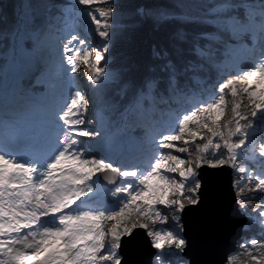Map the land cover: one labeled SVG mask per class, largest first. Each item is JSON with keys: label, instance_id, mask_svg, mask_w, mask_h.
<instances>
[{"label": "snow or ice", "instance_id": "1", "mask_svg": "<svg viewBox=\"0 0 264 264\" xmlns=\"http://www.w3.org/2000/svg\"><path fill=\"white\" fill-rule=\"evenodd\" d=\"M60 2L0 10V264H216L264 218L243 195L264 196V0H75L87 31L63 38L44 30ZM238 248L264 264V240Z\"/></svg>", "mask_w": 264, "mask_h": 264}, {"label": "trees", "instance_id": "2", "mask_svg": "<svg viewBox=\"0 0 264 264\" xmlns=\"http://www.w3.org/2000/svg\"><path fill=\"white\" fill-rule=\"evenodd\" d=\"M15 0H0V10L11 12L13 10V4ZM12 46V40L11 37L5 32V30L0 27V68L4 67L5 62L7 60V56L10 52ZM238 163L240 164V161L238 160ZM244 196H252L256 200V208L258 209L259 204L261 202V195L259 192L250 193L245 190L243 193ZM258 211H250L251 216H257ZM262 237H260L261 235ZM243 235L245 236V239L247 241H250L251 239H257V240H264V234L260 232V230L256 229L253 224H248L247 228L243 229ZM242 241V240H241ZM240 240L237 243V247L233 251V255L236 257L238 264H259L256 263V260H250L249 256L242 250L238 248V245H240L242 242ZM253 255H256L255 251L252 253Z\"/></svg>", "mask_w": 264, "mask_h": 264}, {"label": "rangeland", "instance_id": "3", "mask_svg": "<svg viewBox=\"0 0 264 264\" xmlns=\"http://www.w3.org/2000/svg\"><path fill=\"white\" fill-rule=\"evenodd\" d=\"M75 4V0H61V2H60V4H59V11L58 12H55L54 14H52V15H50L49 16V18L52 20V21H57L58 20V16L60 15V14H62V16L65 18L66 16H69L70 14H72L74 17H76V16H78L79 14H80V12H78V11H73L71 8H72V6ZM68 19L70 20V18H66V20L68 21ZM72 19V18H71ZM66 20H64V22H66ZM77 24V23H76ZM77 25H79L78 27H80V29H79V31L81 30V29H83L82 27H81V24H77ZM45 26H47L48 28H50V29H52V31H53V28H52V25L51 24H48V23H46L45 24ZM77 27V28H78ZM84 31H86V30H84ZM63 34H60V35H58L59 37H61ZM12 55H14V52H13V45H12V51H11V53H10V55H9V58H10V56H12ZM7 65V64H6ZM6 65H5V67L3 68V70L2 71H0V72H2V73H0V76H2V74L4 73V71H5V68H6ZM83 66V65H82ZM85 84H87V82H85ZM61 105H60V107H59V109L58 110H56L55 112H54V114L52 115V117H50L49 118V120L50 121H54V119H56L57 120V117H58V115H59V112H60V110H61ZM48 114H50V113H48ZM48 114H46L45 115V117H48ZM49 116H51V115H49ZM259 138H260V133H259V131L257 132V140H259ZM240 161H243V162H246L248 165H243L244 167H246L247 169H249L250 171H256V172H259L260 170H261V167H262V165L259 163V161L254 157V155H253V153L251 152V151H248V152H245V153H243L242 155H241V157H240V159H239ZM105 184H107L106 183V181L104 182ZM261 195V194H260ZM112 199H114V198H112ZM261 199L262 200H264V196H262L261 195ZM261 200V201H262ZM260 205V204H259ZM259 213V212H258ZM244 220H245V218H244ZM249 222V223H248ZM246 223H248V224H250V223H255V226L254 227H256V229H259L260 230V232H262V234H264V218H261V217H259V220H255L254 221V219L253 218H251V217H248L247 219H246ZM261 235V234H260ZM264 237V236H263ZM246 239H243L241 242H243V241H245ZM256 263H259L260 264V262H259V259H256Z\"/></svg>", "mask_w": 264, "mask_h": 264}, {"label": "water", "instance_id": "4", "mask_svg": "<svg viewBox=\"0 0 264 264\" xmlns=\"http://www.w3.org/2000/svg\"><path fill=\"white\" fill-rule=\"evenodd\" d=\"M241 222H245L244 218H238L230 229L225 240L214 250L212 259L216 261V264H224L225 258L229 253H233L237 246V242L241 238L242 229L238 226ZM152 251L147 242H141L136 246V253L139 259L147 261L149 253Z\"/></svg>", "mask_w": 264, "mask_h": 264}, {"label": "bare ground", "instance_id": "5", "mask_svg": "<svg viewBox=\"0 0 264 264\" xmlns=\"http://www.w3.org/2000/svg\"><path fill=\"white\" fill-rule=\"evenodd\" d=\"M74 4V3H73ZM72 9V8H71ZM74 17V16H73ZM74 20H76L75 22H78V24H81V27L87 31V26L89 24L88 18L86 16V14L80 12V14L76 17H74ZM77 26V25H76ZM79 26V25H78ZM78 29H80V27H78ZM44 30H46V27H44ZM49 33V32H48ZM83 85V84H82ZM48 112V111H46ZM46 115V114H44ZM46 122H47V117H46Z\"/></svg>", "mask_w": 264, "mask_h": 264}]
</instances>
